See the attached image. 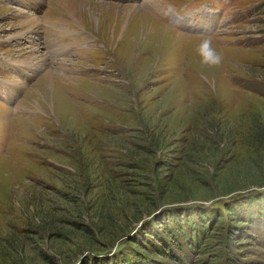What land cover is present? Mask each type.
Returning a JSON list of instances; mask_svg holds the SVG:
<instances>
[{
  "label": "rangeland",
  "instance_id": "1",
  "mask_svg": "<svg viewBox=\"0 0 264 264\" xmlns=\"http://www.w3.org/2000/svg\"><path fill=\"white\" fill-rule=\"evenodd\" d=\"M92 1L0 0V264H264V0Z\"/></svg>",
  "mask_w": 264,
  "mask_h": 264
},
{
  "label": "bare ground",
  "instance_id": "2",
  "mask_svg": "<svg viewBox=\"0 0 264 264\" xmlns=\"http://www.w3.org/2000/svg\"><path fill=\"white\" fill-rule=\"evenodd\" d=\"M71 2H72V5H71ZM88 2H90V4L91 5H93L92 4V0H69V5L70 6H72L73 7V9H77V10H79V9H83V7H84V5H86ZM89 4V3H88ZM104 4V3H103ZM106 5V4H105ZM116 6V5H115ZM117 8L119 7V6H116ZM125 7V6H124ZM120 9V8H119ZM93 10V8L90 10V8H89V11H92ZM74 11V10H73ZM75 13H77L76 11H75ZM94 13V12H93ZM33 14V13H32ZM144 15H146V16H148L146 13H143ZM137 15V14H136ZM176 15V14H175ZM173 17H174V15H173ZM31 18V17H30ZM143 18V17H142ZM174 19H175V21L178 23V20L174 17ZM180 19V25H182V26H188V25H191V22H190V20H188V19H184V18H179ZM33 23H34V25L36 24V19L34 20H31ZM28 22V21H27ZM153 22V21H152ZM196 22V20L194 21V23ZM151 24H154V22L153 23H151ZM156 24V23H155ZM157 24H158V27L160 28V29H162L164 32H166V33H174V34H176L177 36H181V37H183L181 34H178V33H175V32H173V31H171V30H169V29H167V28H165V27H163V25H161V24H159L158 22H157ZM197 27H198V30L199 31H203L205 28H207L206 27V25L204 24V27H202V24H198L197 25ZM154 30V28H151L150 30H148V31H153ZM25 64V63H24ZM11 84V83H10Z\"/></svg>",
  "mask_w": 264,
  "mask_h": 264
},
{
  "label": "clouds",
  "instance_id": "3",
  "mask_svg": "<svg viewBox=\"0 0 264 264\" xmlns=\"http://www.w3.org/2000/svg\"><path fill=\"white\" fill-rule=\"evenodd\" d=\"M199 52L205 63L215 66L222 61V56L217 53L214 48H212L210 40H205L201 43Z\"/></svg>",
  "mask_w": 264,
  "mask_h": 264
},
{
  "label": "trees",
  "instance_id": "4",
  "mask_svg": "<svg viewBox=\"0 0 264 264\" xmlns=\"http://www.w3.org/2000/svg\"><path fill=\"white\" fill-rule=\"evenodd\" d=\"M164 233H165L164 235H165L166 237H168V236H173V234H174L175 232L173 233L170 229H167V231H165ZM168 234H169V235H168ZM164 235H163V236H164ZM123 264H131V263L128 262V260H124V263H123ZM141 264H142V263H141ZM147 264H151V262L149 261V262H147Z\"/></svg>",
  "mask_w": 264,
  "mask_h": 264
}]
</instances>
